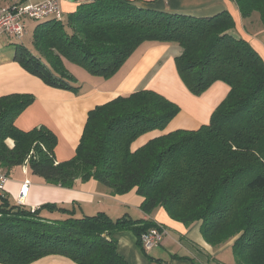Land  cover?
<instances>
[{"label": "trees", "instance_id": "16d2710c", "mask_svg": "<svg viewBox=\"0 0 264 264\" xmlns=\"http://www.w3.org/2000/svg\"><path fill=\"white\" fill-rule=\"evenodd\" d=\"M74 1L64 22L38 21L32 49L15 46L13 61L46 86L78 90L64 62L107 79L142 44L177 43L175 68L192 95L218 81L228 93L207 124L174 130L136 149L132 145L141 135L164 128L179 107L152 90L117 96L88 112L74 156L59 163L52 131L14 125L34 97L3 95L0 166L8 175L26 163L30 177L65 188L79 179L95 180L114 195L134 190L144 214L162 208L174 221L198 222L209 245L235 238L236 264H264V63L246 40L231 33L230 13L193 17L132 0ZM228 1L243 19L256 14L264 28V0ZM42 211L64 217L49 220ZM156 226L126 216L112 220L102 212L77 216L55 204L31 210L0 197V264H29L55 254L74 264H128L117 251L115 232H132L146 255L140 237Z\"/></svg>", "mask_w": 264, "mask_h": 264}, {"label": "crops", "instance_id": "0c3cea01", "mask_svg": "<svg viewBox=\"0 0 264 264\" xmlns=\"http://www.w3.org/2000/svg\"><path fill=\"white\" fill-rule=\"evenodd\" d=\"M61 1V5L68 11H73L77 5L75 3L71 6L64 2L66 0ZM132 1L141 7L193 17H212L228 11L235 22L231 33L246 40L264 63V29L260 28L257 36L251 33L253 26L259 21L258 17L253 14L247 19L241 18L235 4L228 0ZM144 1L153 3L147 5ZM179 52L177 43H144L107 79L93 76L78 66L81 69L77 72L80 77L71 75L74 85L78 87L76 92L46 86L10 57L0 64V96L17 93L34 97V101L16 117L14 125L22 131L40 126L52 131L57 138L54 160L59 163L74 156L90 110L117 96L140 89L155 91L175 103L179 107V113L164 128L141 135L132 145L136 149L150 139L174 130H196L207 124L212 112L228 93L229 88L218 81L200 96L192 95L181 82L175 68L174 58ZM64 65L67 69L71 63L64 62ZM7 145L11 147L12 141L7 140ZM8 178L0 197L16 203L23 182L28 180L30 184L24 206L31 210L46 204H55L74 210L77 216H92L102 212L112 220L126 216L152 221L161 226L166 232L165 235L159 245L146 251V255L137 246L132 232H115L113 237L117 241V251L128 264H233L231 240L212 246L203 239L198 222L182 224L174 221L162 208H157L148 215L144 214L140 210L142 198L134 190L123 195H114L110 189L95 180L82 182L79 179L70 188L49 185L40 178L25 174L22 167L11 169ZM41 215L49 220L64 217L47 211H42ZM225 253L232 255V261L225 263L221 260ZM29 264L74 263L67 257L55 254Z\"/></svg>", "mask_w": 264, "mask_h": 264}, {"label": "built area", "instance_id": "2783aa9c", "mask_svg": "<svg viewBox=\"0 0 264 264\" xmlns=\"http://www.w3.org/2000/svg\"><path fill=\"white\" fill-rule=\"evenodd\" d=\"M60 1L61 0H24L22 2L18 1L12 5L0 7V36L6 35L20 40L25 33V18H29L36 22L49 18L61 21ZM22 169L26 174V163L22 166ZM8 180L7 173L0 166V194L3 193ZM29 184L28 180L23 182L16 199V204L24 206ZM165 233L164 229L159 226L153 227L143 233L140 237L143 249L148 251L159 245Z\"/></svg>", "mask_w": 264, "mask_h": 264}, {"label": "rangeland", "instance_id": "374dc122", "mask_svg": "<svg viewBox=\"0 0 264 264\" xmlns=\"http://www.w3.org/2000/svg\"><path fill=\"white\" fill-rule=\"evenodd\" d=\"M21 2L20 0H6L4 2H0V7L3 6H8V5H12L16 2ZM61 2L59 3V7H60V12L62 15V22L65 21V19L67 18V15L72 12V11H68L67 9H65V7H63L61 5ZM66 2V4H70L71 6H73L75 4L74 0H66L64 1ZM260 22V21H258ZM256 25L253 26L252 28V35L257 36L260 28H263L262 23H258ZM24 24H25V33L23 35V37L20 40H17L15 38L12 37H8L6 35H1L0 36V64L4 63L5 61H7V58H12L14 56V50H15V46L16 45H22L27 49H32V35L34 32V28L36 27V25L38 24V22L33 21L29 18H25L24 19ZM69 74L70 75H74L77 78H79L80 76H78L77 72H80L81 69H79V67L77 65H73L71 64L70 67H67ZM87 74V73H86ZM27 167V166H26ZM235 238L230 239L232 242L234 241ZM229 241V240H228ZM221 260L224 261L225 263L228 262V260L232 261V255L229 253H225L222 257ZM236 264V259L233 256V264Z\"/></svg>", "mask_w": 264, "mask_h": 264}]
</instances>
